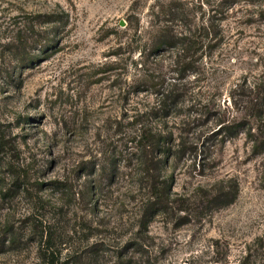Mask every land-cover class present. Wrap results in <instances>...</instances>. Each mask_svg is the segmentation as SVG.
I'll list each match as a JSON object with an SVG mask.
<instances>
[{
    "label": "rangeland",
    "instance_id": "374dc122",
    "mask_svg": "<svg viewBox=\"0 0 264 264\" xmlns=\"http://www.w3.org/2000/svg\"><path fill=\"white\" fill-rule=\"evenodd\" d=\"M158 6L177 30L209 16L215 35L165 123L197 151L152 156L147 172L129 141L158 106L141 64L156 76L176 57L149 52ZM51 12L63 14L53 33L42 16L16 35ZM24 34L18 53L36 59L20 68L10 41ZM253 84L264 94V0H0V264H44L50 249L57 264H264V151L245 131L212 133ZM159 176L165 207L152 203ZM220 187L233 200L217 207Z\"/></svg>",
    "mask_w": 264,
    "mask_h": 264
},
{
    "label": "trees",
    "instance_id": "16d2710c",
    "mask_svg": "<svg viewBox=\"0 0 264 264\" xmlns=\"http://www.w3.org/2000/svg\"><path fill=\"white\" fill-rule=\"evenodd\" d=\"M157 8L158 10L154 17L160 23L158 22L159 24H156L154 41L149 46V52L159 54L166 49H173L176 52V57L170 63V66L165 69H159L162 67L161 65H158L159 68L154 67L155 72L157 71L156 76L155 74L147 73L148 71L150 72L151 68L145 67L147 66L145 59L141 64V66L144 67L143 70L145 72L144 82L157 88L155 93L158 106L154 113H150L149 111V120L147 116L141 119V116L147 115V112L137 114L134 117V130L129 134V141L133 143L135 149L142 153L146 158L147 172L153 170L152 166L148 165V163L152 161V156L157 155L156 157L158 158V161H161L162 163V160L166 157L184 155L189 148L188 145L195 146L194 149L197 151L198 138L195 137L196 140L188 141V130L178 127V132L176 134L177 137L174 139L172 138L173 130L168 129L165 126V123L167 119L176 117L177 112L179 113L177 109L181 105L182 98L188 90V83L185 79L191 72L195 71L194 66L196 59L194 58V55L202 47H204V49L208 47L210 41L208 37L210 35H215L214 27L209 21V16L206 20L202 19L197 25L188 23L184 28L177 30L172 27L173 18H171L170 15L173 13L171 10H164L162 6L160 8L158 6ZM224 11L227 12L228 7ZM42 16L44 18L43 22L47 24V28L53 33L55 25L62 22L63 14L51 12L42 15H30L26 20L27 26L22 22L21 30H18L16 35L21 32H27L28 35H34L36 33L35 30H37L36 19L34 20V18ZM219 19H223V17ZM179 21L181 22V20ZM24 36L25 37L18 39H16L15 36V39L10 41L11 51L14 55L16 54L19 59L16 65L20 68L25 64H32L36 59L35 55L31 56L26 53H18L20 50L24 52L29 40L26 34H24ZM48 44L52 45L51 42ZM48 47L49 46L47 45V48ZM115 54L118 55L119 52H115ZM155 79L156 81L154 82ZM166 80L167 82H165ZM234 87L239 90V87L241 88L242 86L235 85ZM258 88L257 84L246 86L244 98H234L231 102L233 107H236L237 109L238 103H241L242 106L241 110L239 109V116L234 119L219 118L216 123L217 129L212 132L215 135H235L245 131L246 138L252 143L251 147L254 154L264 151V136L257 137L256 133H254L255 129H253L255 124L264 125V94ZM151 122H153L152 125L150 124ZM261 134L263 135L264 132ZM205 143L206 142H204V144ZM150 187L152 188L151 197L154 205L165 207L170 203L169 198L164 192V187H167L165 178L159 176L157 182L153 181ZM224 190L223 187H220L216 193L212 194L211 197L209 196L210 202L215 203L217 207H222L231 203L233 196L228 199V192H225ZM53 253V250L50 249L44 254L46 257V259L44 258L43 260L44 264H57L58 259Z\"/></svg>",
    "mask_w": 264,
    "mask_h": 264
}]
</instances>
